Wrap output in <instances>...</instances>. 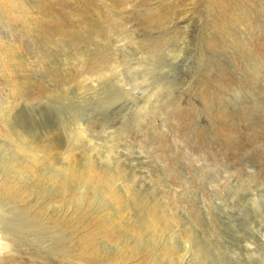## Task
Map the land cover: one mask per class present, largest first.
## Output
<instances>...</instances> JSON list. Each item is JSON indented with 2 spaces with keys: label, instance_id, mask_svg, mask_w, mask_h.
<instances>
[{
  "label": "rangeland",
  "instance_id": "1",
  "mask_svg": "<svg viewBox=\"0 0 264 264\" xmlns=\"http://www.w3.org/2000/svg\"><path fill=\"white\" fill-rule=\"evenodd\" d=\"M0 184V264H264V0H0Z\"/></svg>",
  "mask_w": 264,
  "mask_h": 264
},
{
  "label": "bare ground",
  "instance_id": "2",
  "mask_svg": "<svg viewBox=\"0 0 264 264\" xmlns=\"http://www.w3.org/2000/svg\"><path fill=\"white\" fill-rule=\"evenodd\" d=\"M12 106H9L8 110H7V114L12 113ZM11 177H9L8 181H6L8 184V186L6 187L5 185V181L3 182L4 184V189H6L7 191H9V189L11 190L12 188V183L10 181ZM1 185V184H0ZM17 189V188H16ZM12 191V190H11ZM4 192V191H3ZM13 192V191H12ZM12 192H9L8 195H12ZM19 193V192H18ZM17 192H15V194L17 196H20ZM6 194V192H5ZM2 195V194H1ZM4 196V197H3ZM2 199L0 200L2 204H0V255L4 254V249L9 250L10 248H12L13 242H17L18 240L12 236V232H17L19 231L17 229V227H15L14 222L17 220H19L18 214H13L12 213H8L9 212V208L7 206H10V202L7 196L3 195ZM14 197V196H13ZM16 199V198H15ZM12 201V200H11ZM5 202V203H4ZM21 203V202H20ZM13 204V203H12ZM15 207V206H14ZM17 207V206H16ZM21 208V207H20ZM7 212H6V211ZM18 213V212H17ZM20 213V212H19ZM28 220V219H27ZM14 225V226H13ZM11 229V231H10ZM16 235V234H15ZM31 255V254H30ZM29 258H31L29 256Z\"/></svg>",
  "mask_w": 264,
  "mask_h": 264
}]
</instances>
